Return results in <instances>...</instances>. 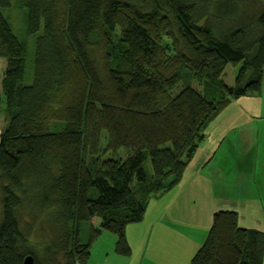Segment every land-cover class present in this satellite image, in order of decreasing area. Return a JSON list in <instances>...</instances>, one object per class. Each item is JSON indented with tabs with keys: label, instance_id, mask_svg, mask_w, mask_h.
I'll return each instance as SVG.
<instances>
[{
	"label": "trees",
	"instance_id": "obj_1",
	"mask_svg": "<svg viewBox=\"0 0 264 264\" xmlns=\"http://www.w3.org/2000/svg\"><path fill=\"white\" fill-rule=\"evenodd\" d=\"M0 58L17 118L0 130V264H86L101 229L129 255L126 225L182 180L230 101L260 92L264 0H0ZM263 250V231L217 210L189 264Z\"/></svg>",
	"mask_w": 264,
	"mask_h": 264
},
{
	"label": "crops",
	"instance_id": "obj_2",
	"mask_svg": "<svg viewBox=\"0 0 264 264\" xmlns=\"http://www.w3.org/2000/svg\"><path fill=\"white\" fill-rule=\"evenodd\" d=\"M194 159L191 178L158 197L159 211L140 228L147 236L137 264H189L217 210H235L239 226L264 232V64L260 92L233 99L208 123Z\"/></svg>",
	"mask_w": 264,
	"mask_h": 264
},
{
	"label": "rangeland",
	"instance_id": "obj_3",
	"mask_svg": "<svg viewBox=\"0 0 264 264\" xmlns=\"http://www.w3.org/2000/svg\"><path fill=\"white\" fill-rule=\"evenodd\" d=\"M10 19L13 23L14 30H17V15L13 9L10 11ZM4 65H5V60L0 58V77L2 75ZM239 66L240 65L238 64L234 65L232 63H228L226 65L225 70L222 75V78L226 84L232 85L234 83L235 75H236V72ZM16 122H17V118H10V115L6 109L4 96L2 95L0 91V130L4 128L6 125H13ZM103 136L101 140L102 146H104L105 144V141L103 140ZM122 153H124V151ZM191 160L188 166H190L193 162H198L197 159H194L192 161ZM187 168L184 171L183 179L191 178V172L187 171ZM190 198L191 196L189 197V199ZM195 198L196 197H194V199ZM157 199L158 197L150 198L148 205L146 207L147 210L145 211V214H147L146 217L144 214L143 219L140 220L139 222H133V223H129L126 225V230H128L129 233L130 232L132 233L130 236L131 237L130 241H128L130 248H131V253L129 255L117 253L114 250L115 242L117 240L116 234L111 231L101 229L99 235L93 240L90 246V252H89V256H88L86 264H129V263L137 264V258L139 256V253L145 248V242L142 241L141 238L147 236L146 234L145 235L143 234L141 238H139V231H140V228H145L146 226H148V222L150 221V219L151 218L153 219V217L159 211V208L161 206H160V202ZM195 202H196L195 205L197 206L199 202L196 201V199H195ZM187 209L188 208L186 207L184 210L187 211ZM190 212L191 211H189V213ZM168 215H170V213L166 214V216ZM212 219H213V215L211 218V222L209 223V221H207V224L209 223L208 228H206L207 233L212 224ZM99 221L100 219L98 216H93V218L91 219V222L96 227L99 226ZM146 255H147V252H146Z\"/></svg>",
	"mask_w": 264,
	"mask_h": 264
},
{
	"label": "water",
	"instance_id": "obj_4",
	"mask_svg": "<svg viewBox=\"0 0 264 264\" xmlns=\"http://www.w3.org/2000/svg\"><path fill=\"white\" fill-rule=\"evenodd\" d=\"M22 264H34V259L32 255H26L23 260H22Z\"/></svg>",
	"mask_w": 264,
	"mask_h": 264
}]
</instances>
